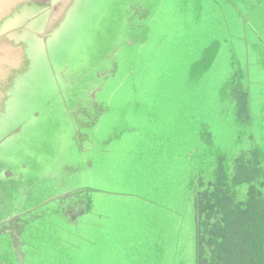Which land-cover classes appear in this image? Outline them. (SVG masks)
<instances>
[{
	"label": "rangeland",
	"instance_id": "obj_1",
	"mask_svg": "<svg viewBox=\"0 0 264 264\" xmlns=\"http://www.w3.org/2000/svg\"><path fill=\"white\" fill-rule=\"evenodd\" d=\"M88 1L101 4V0ZM253 1L255 0H245V5H242L241 8L237 7L244 14L243 10H246ZM106 3L127 5L119 7L107 5L102 14L105 22L102 34L105 41L110 47H118L120 50L116 55L108 52L104 58H101L99 46H96L89 50L87 65L91 67L85 69L83 73L74 72V74L81 76V82H101L102 79L97 78H101L102 74L111 71L114 66L120 67V74L108 85L109 89L122 84V89L128 93L127 86L136 83L140 86V94L137 99L140 101L142 109L158 108L161 120L159 124L151 125L141 118L139 113L134 114L129 103L124 101L127 98L126 95L103 96L108 99L114 110L110 119L100 122L94 135L95 141L102 139L108 127V121H113V116L119 115L116 113L125 115L126 122L136 124L138 131L125 135L121 141L114 144L111 148V157L104 159L102 163L93 153H90L91 157L97 159V172L90 174V177L87 171L83 174L77 172L79 173L78 177L72 181V177L69 175L72 176L75 170L70 168L78 165L85 171L88 166L89 147L86 146L90 138L87 139L84 135L71 132L73 121L69 124L65 119L61 109V100H64L69 106L65 115L70 117H73V111L77 110L76 106L80 102L86 104V101L83 98L74 97L63 86H61V92L58 95L50 88L52 82L48 72L43 70L29 72L24 82L15 89L8 105L9 127L20 126L21 130L18 135L7 139L0 146V153L15 159L12 165L8 164L9 168L7 167L6 170L9 171L5 172L11 176L7 179L0 178V191L3 193L0 217L15 210L17 213H21L36 204H40V208L46 204L48 210L52 211L54 205L51 200L56 196V198L69 194L73 196L72 192H74V196L92 194V191L84 190L86 184L95 185L101 190L98 195L101 198L93 200L91 203L95 214L79 220L76 227L67 232L68 234L56 231L55 228L65 225L55 216L34 224L35 230L31 234H23L21 237V241H25L28 245L27 254L23 259L24 264H59L57 259L62 246L69 247V251L65 252L62 264H138L140 255L144 258L141 264H167L166 258L162 261V256L166 255L160 256V253H157L150 263H147L150 260V255L141 254V252L136 260L130 262L127 258L128 251H123L117 245L124 246L129 243L128 238L123 237L120 230L123 228L121 225L124 222L129 225L131 215L148 226L154 219H162V214L167 210V206L162 201L173 196L171 187L175 186V181L179 179L170 174L169 165H174L184 152L183 142L187 143L185 149L189 147L193 149V155L187 162L176 165L179 170H183L181 179L185 185H187L191 173L196 174L194 183L200 184L201 164L203 166L202 175L212 179L216 155L224 159H231L239 152L238 156L241 155L245 158L252 152L255 155L253 158L264 162L262 132L264 121L262 117L264 114V46H257L252 40L249 47L250 70L246 68V60H241L235 68L233 66L231 68L227 59H214L209 62L212 63L211 67L205 70L200 78V116L209 122L210 128L202 129L209 130V133L203 134V144L200 139V145L192 147L189 146L193 139L188 136V124L193 120L188 117L187 109L182 112L179 110L180 107L185 106L184 101L176 106L170 100V88L172 92L178 91L180 87L169 82L163 83V80L168 76L167 61L165 57L155 53L160 49L154 48L153 45L139 49H123L121 46L127 40V36L131 34L139 37L145 33L151 41L161 34H167L169 37L182 35L181 27L190 25L189 29H192L197 23L200 31V20L205 19L207 28L203 32L204 40L218 42L217 46L210 45L207 51H226L229 41L232 42L231 49L234 50L239 38L237 35L239 24L231 7L227 8L230 6V1L105 0L103 4ZM236 3L240 5L241 1L236 0ZM193 5L197 7L195 8ZM132 10L135 12L134 15L131 14ZM144 14H148L144 27H138L134 33L129 32L127 20L132 16H143ZM255 28L261 41L264 42V27L258 25ZM77 29L80 34L91 41L100 39V31H96L87 24H79ZM241 33H243V29H240L239 34ZM60 37H63L62 44H64L67 38L66 25L57 34L53 44ZM245 37L247 38L248 35L245 34ZM58 47L55 46V49ZM131 51L137 52V55H131ZM148 51L155 55H145ZM59 54L60 52L55 51L53 57L56 58ZM150 59H154L152 63ZM53 62L57 68L64 65L62 61L53 60ZM139 67L150 70L148 72L140 71ZM78 69L77 65L76 70L78 71ZM244 77L250 79V83L246 82ZM151 78L157 82L153 87L146 88L151 82ZM75 84L73 89L79 87L80 90V84L78 82ZM90 88L89 84L85 87L87 90ZM246 88L249 89L247 98L244 92ZM234 98L236 103L246 101L243 106L240 104L241 109L244 108L243 117L239 113L240 108L236 110V106L228 102ZM75 99L80 101H75ZM247 101L248 105L252 103V118L249 117ZM169 109L172 112L171 116L167 117ZM27 115H37V118L30 119V117H25ZM181 115L186 122L183 128L176 125L178 119L181 120ZM74 116L80 117V111H78V115L74 114ZM162 131L166 134L164 139L159 134ZM67 160L72 165L68 171H66ZM5 164L0 159V169ZM228 166L227 161L222 165L221 169L225 175L228 169L232 168ZM251 169L247 163H239L235 181L247 180L251 175ZM257 178L259 179L254 185V190L264 202V174L261 173V176ZM222 180L223 176L220 173L212 190H209V193H201L198 202L199 216L202 215L206 220L204 231H211L215 235L207 242L211 250L209 258L215 257L217 264H222L219 250L224 243V235L219 221L224 220L227 221V224L223 229L230 235L229 242L232 241L230 244L236 250H234V256H229L230 264H264L263 256H261L262 249H259L260 236L264 233V206L253 195L246 206L242 205L241 208L244 210L239 211L238 203L232 201V194L227 193L223 190V186L218 185L222 183ZM133 191L140 193L144 199L140 200L135 197L124 199L125 196H131ZM244 192H246V188H241L238 192L237 198L241 201L245 200ZM125 201H135L130 204L128 213H122L120 210ZM142 202L149 204L143 208L140 204ZM91 205L89 204L92 209ZM171 220L172 217L170 222ZM244 221L248 224L246 227L241 224ZM250 235L254 236L253 239L250 242L247 239V244H245V236L248 238ZM218 236H222L223 241L216 240ZM162 237L159 234L155 236L156 239ZM165 238L168 242L167 236ZM184 238L186 237L183 236L181 240ZM137 240L134 238L135 242ZM145 241H150V239L141 238V243ZM180 251L181 264H190L189 252L184 255L182 248ZM11 260H13L12 253L6 244L5 237L0 238V264H11ZM209 264H212V261Z\"/></svg>",
	"mask_w": 264,
	"mask_h": 264
},
{
	"label": "water",
	"instance_id": "obj_2",
	"mask_svg": "<svg viewBox=\"0 0 264 264\" xmlns=\"http://www.w3.org/2000/svg\"><path fill=\"white\" fill-rule=\"evenodd\" d=\"M104 1L101 0V4H97L89 2L88 0H0V146L7 139L18 135L21 130L20 126L17 128H14V126L9 127L8 121V105L15 89L24 82L25 77L32 70L48 72L52 82L50 88L58 95H60L61 86H63L74 97L83 98L86 101V104L80 102L76 106L77 110L73 111L75 115H78V111H80V117H76L74 114L73 117H70L65 115L69 106L64 100H61V109L65 119L68 120L69 124L73 121L71 132L84 135L87 139L90 138L86 146L89 147V153L87 155L89 159L88 166L85 171L78 165L70 168L73 171L75 170L72 176L69 175L72 177V181L78 177L79 173L77 172L83 174L87 171L89 177L90 174L96 173L98 167L97 159L102 163L104 159L111 157V148L114 144L121 141L125 135L134 134L138 131L136 124L132 122L127 123L125 115L116 113L119 115L113 116V121L107 120L109 123L104 135L100 141L96 142L94 135L100 122L104 119H110L114 110L109 104L108 99H105L103 96L113 97L114 95H126L127 98L124 101L129 103V107L134 114L139 113L141 118L151 125L159 124L161 120V113L158 108L142 109L140 101L137 99L140 94V86L136 83L127 86L128 93L124 92L121 86L122 84H118L116 88L112 87V89H109L108 85L111 81L119 76L120 67L114 66L111 71H106L102 74L101 78H97L102 79L101 82H81V76L74 74V72L83 73L85 69L91 67L87 65L89 50H92L96 46H99L101 58H104V55L108 52L116 55L120 50L118 47H110L105 41L102 34L105 27L102 14L104 7L107 5L110 7L127 5L122 3H116L117 5L112 3L103 4ZM229 1L230 6L227 8L231 7L232 12L236 15V21L239 24L237 27V35H239V38L235 44V48L237 49L234 48L232 50V42L229 41V46L226 51L208 52L207 48L210 45L217 46L218 42H206L204 40L203 32L207 28L204 22L205 19L200 20V31L198 23L192 29H189L190 25H184L183 28L181 27L183 31L182 35H171L169 37L167 34H161L150 41L145 33L139 37L131 34L127 36L125 43L121 44L123 49H139L150 45L160 49L155 53L165 57L167 61L166 71L168 76L163 80V83L166 84L169 82L172 85L180 87L178 91L172 92L170 88V100L176 106L184 101L185 106L180 107L179 110L182 112L187 109L188 117L193 120L188 124V136L193 139V142L189 144L191 147L200 145V139L203 144V134L209 133L208 129L205 131L202 130L203 128H210L209 122L203 116H200V78H202L204 71L211 67L212 63L210 64L209 62L214 59H227L231 68L232 66L235 68L241 60H246V68L250 70L249 47L252 40L257 46H264V42L261 41L260 35L255 28L258 25L264 27V0L253 1L246 10H243L244 14L237 6L241 8L242 5L246 4L245 0H240V5L236 3V0ZM194 7L196 8L197 6ZM131 12L134 15V10ZM147 18L148 14L129 18L127 20L129 32L134 33L138 27H144ZM79 24H87L96 31H100V39L91 41L89 38L80 34L77 29ZM65 25L67 27L66 42L62 44L63 37H60L53 44L55 37ZM240 29H243V33L241 34H239ZM245 34L248 35L247 38ZM55 46L59 47L55 49ZM55 51L60 52L56 58L53 57L55 56ZM130 54L137 55V52L131 51ZM145 55L155 54L148 51ZM52 59L58 62L62 61L64 65L61 68H57ZM150 60L152 63L154 59ZM77 65L79 68L78 71L76 70ZM139 70L148 72L150 69L146 70L143 67H139ZM244 79L250 83V79L246 77ZM150 80L151 82L148 83L146 88L153 87L157 82L156 80L154 82L153 78ZM76 82L80 84V90L79 87L73 89ZM87 84L91 87L89 90L85 89ZM106 84L107 87H105ZM248 91V88L244 89L246 98ZM58 95L56 96L58 97ZM75 101L80 100L75 99ZM228 102L236 106V110L240 108L239 113L243 117L244 108L242 110L241 107L246 101L243 100L236 103L234 98ZM247 108L249 117L252 118V103L248 105L247 101ZM171 112L172 110L169 109L167 117L171 116ZM25 117L35 119L37 115H27ZM262 117L264 120V114ZM185 124L186 122L182 119L181 115V120L178 119L176 125L183 128ZM262 126L264 136V121ZM159 134L163 139L166 137L163 131L159 132ZM183 143L182 147L184 148V152L180 155L179 160L174 165H169L170 174H173L179 179L175 181V186L171 187L173 196L176 197L169 196L162 201L167 206V210L162 214V219H154L148 226L146 223L135 218L134 215H131L129 225L125 222L121 225L123 228L120 232L123 237L128 238L129 243L124 246L118 244L117 247H121L123 251H128L127 258L130 262L136 260L141 252V254L150 255V260L148 262L146 260L147 263L153 261L157 253H160V256L166 255L162 256V261L166 258L165 262L167 264H177L182 259V255H180V249L182 248V254L187 255V252H189L190 264H209L211 261L212 264H217L215 257L209 258L211 250L207 244L208 240L213 239L215 235L211 231H204V222L206 220L203 219L202 215L199 216L198 202L201 193H209V190H212L213 186L217 183V178L220 173L223 176V180L218 185L220 187L223 186L224 191L232 194V201L238 203L239 211L244 210L241 208L242 205L245 204L246 206L253 195L264 206L261 196L254 190V185L260 178L257 177L261 176V173L264 174V162L260 159L253 158L255 155L252 152L245 158L241 155L238 156L240 154L239 152L233 155L231 159H224L216 155L212 179L202 175L201 170L203 166L201 164L200 184L194 183L196 174L191 173L188 183L185 185V182L181 179L183 170H179L176 165L187 162L193 155V149L190 147L185 149L187 148V143ZM90 153H93L97 159L95 160L94 157H91ZM0 159L6 163L0 169V178L7 179L11 174H5V172L9 171L6 168L9 166L8 164L12 165L15 159L3 153H0ZM226 161L229 164L228 167L232 168H229L225 175L221 168ZM66 162H68L66 164V171H68V168L72 167V165L69 164L71 162L68 160ZM239 163H247L252 168L250 177L241 182L235 181ZM62 171L65 173L64 170ZM241 188H246L244 201L237 198ZM84 190L92 191V194L74 196V192H72L73 196L69 194L52 198L51 203L54 205L52 211L48 210L46 204L42 208H40V204H36L21 213H17L15 210L0 217V238L5 237L6 244L12 253L13 260H11V264H24L23 259L27 254L28 245L25 241H21V237L23 234H31L35 230L33 228L34 224L55 216L59 220H62L65 225L60 228H55L56 231L62 234H68L67 232L76 227L75 225L79 223V220L95 214L94 207L91 203L93 200L101 198V196H98L101 190L95 185L87 184ZM2 197L3 193L0 191V202ZM125 197L124 199H132L127 197H135L140 200L144 199L136 191H133L131 196ZM133 202L135 201H125V204L120 209L122 213H128L130 204ZM144 202L140 203L143 208L149 204H144ZM89 204L93 207L92 209ZM0 205L3 206V202ZM171 217L172 220L170 222ZM228 223L230 224L229 221ZM226 224L227 221H219V226H221L224 235V243L219 250L221 252L222 264H230L229 256H234L235 253V249L230 244L232 241L229 242L230 235L223 229ZM241 224L244 227L248 225L246 221ZM244 232L246 234V231ZM157 234L163 237L156 239L155 236ZM165 236H167L168 242H166ZM183 236L186 238L181 240ZM253 237L252 235L248 236V238L245 236V244H247V239L250 242ZM134 238L138 239L137 242L134 241ZM141 238L146 240L150 239V241L141 243ZM216 240L223 241V237L218 236ZM68 248L62 246V249L59 251V258L57 259L59 264H62L65 258V252L69 251ZM260 248L262 249L261 256H263L264 260V233L260 236ZM256 255L257 253L255 252ZM139 259L138 264H141L144 258L140 255ZM154 263L156 262L154 261Z\"/></svg>",
	"mask_w": 264,
	"mask_h": 264
}]
</instances>
